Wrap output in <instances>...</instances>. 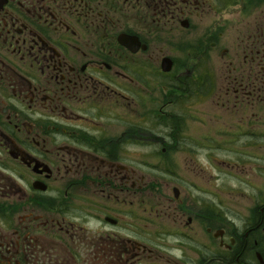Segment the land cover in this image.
<instances>
[{"label": "flooded vegetation", "instance_id": "af4514ba", "mask_svg": "<svg viewBox=\"0 0 264 264\" xmlns=\"http://www.w3.org/2000/svg\"><path fill=\"white\" fill-rule=\"evenodd\" d=\"M0 264H264V0H0Z\"/></svg>", "mask_w": 264, "mask_h": 264}, {"label": "rangeland", "instance_id": "374dc122", "mask_svg": "<svg viewBox=\"0 0 264 264\" xmlns=\"http://www.w3.org/2000/svg\"><path fill=\"white\" fill-rule=\"evenodd\" d=\"M183 62H185L186 63V65H188L189 64V60L188 59H184L183 60ZM229 119H227V117L224 119L225 120V122H229V121H231L232 119H233V116H229L228 117ZM227 119V120H226ZM236 118H234L232 121H234ZM249 119H250V121H253V119L251 118V117H249ZM252 119V120H251ZM234 123H235V121H234ZM233 123V124H234ZM230 124V123H229ZM228 124V125H229ZM242 189H240V188H236V187H234V191L235 192H240Z\"/></svg>", "mask_w": 264, "mask_h": 264}, {"label": "water", "instance_id": "95a60500", "mask_svg": "<svg viewBox=\"0 0 264 264\" xmlns=\"http://www.w3.org/2000/svg\"><path fill=\"white\" fill-rule=\"evenodd\" d=\"M165 62H166V64L168 63V61H167V60H164L162 64H164ZM168 64H169V63H168ZM163 70H164V71H166V70H168V68H166V67H163Z\"/></svg>", "mask_w": 264, "mask_h": 264}]
</instances>
